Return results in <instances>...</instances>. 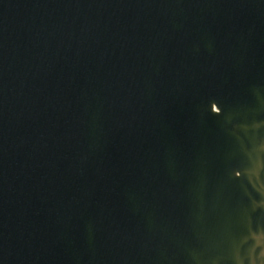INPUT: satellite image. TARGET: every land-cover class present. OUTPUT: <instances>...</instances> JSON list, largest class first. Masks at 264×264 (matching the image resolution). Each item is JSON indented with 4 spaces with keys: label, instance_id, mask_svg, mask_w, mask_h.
Segmentation results:
<instances>
[{
    "label": "water",
    "instance_id": "water-1",
    "mask_svg": "<svg viewBox=\"0 0 264 264\" xmlns=\"http://www.w3.org/2000/svg\"><path fill=\"white\" fill-rule=\"evenodd\" d=\"M0 264H264V0H0Z\"/></svg>",
    "mask_w": 264,
    "mask_h": 264
}]
</instances>
